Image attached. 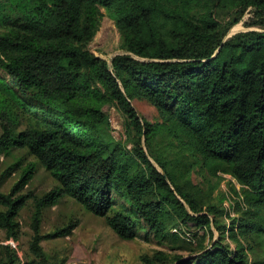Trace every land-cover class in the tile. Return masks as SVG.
<instances>
[{"label": "trees", "instance_id": "obj_1", "mask_svg": "<svg viewBox=\"0 0 264 264\" xmlns=\"http://www.w3.org/2000/svg\"><path fill=\"white\" fill-rule=\"evenodd\" d=\"M249 8L262 30L225 40ZM101 9L126 53L111 68L88 49ZM134 100L151 104L162 122L139 118ZM111 105L134 132L131 151L112 141ZM0 131V156L26 150L58 183L41 196L24 193L37 164L22 159L0 179L19 174L8 193L0 189L7 242L19 241L20 214L33 208L26 264H52L43 242L76 228L42 234L44 211L65 197L126 241L148 229L147 238L180 242V221L204 230L191 237L197 257L158 251L141 256L143 264H250L249 252L264 250V0H0ZM197 168L205 187L191 177ZM227 176L241 187L231 185L244 211L229 227L221 221L229 213L207 203ZM18 261L0 245V264Z\"/></svg>", "mask_w": 264, "mask_h": 264}, {"label": "rangeland", "instance_id": "obj_2", "mask_svg": "<svg viewBox=\"0 0 264 264\" xmlns=\"http://www.w3.org/2000/svg\"><path fill=\"white\" fill-rule=\"evenodd\" d=\"M101 12L104 17L100 21L98 30L88 45V49L95 56L107 61L111 68L113 59L118 55L126 53L121 49L120 33L117 30L114 18L105 9H101ZM259 20L260 16L257 11L249 8L240 23L231 28L227 37L241 32L261 31L260 25H257ZM131 105L137 111L139 118L153 124L162 122L157 110L148 102L134 100L131 101ZM105 111L108 115L109 134L113 143L127 151H131L134 147V132L128 125V119L114 105L107 107ZM22 129L23 127L20 130ZM158 143V145L164 147L167 144V140L163 138L160 144L159 139ZM141 145L147 155L150 156L144 137L141 138ZM150 158L157 166L154 159L151 156ZM17 159H22L24 164L31 162L37 164L35 176L24 193L33 192L41 196L58 187V183L50 173L26 150H14L9 156H0V179L3 173ZM18 177V173L5 177L0 184L1 191L8 193L17 182ZM191 177L195 184L205 185L204 175L198 171V168L192 172ZM231 185L237 191H240V185L227 176L226 180L216 189L211 199L207 200L209 205L218 206L219 209L229 213V216H225L221 220L227 227L233 224L234 221L237 226L239 220L244 217V211L235 203L237 197ZM114 197L118 203H124V200L116 194ZM32 213L33 208L27 207L20 214L19 222L22 226V235L18 242H7L5 233L0 231V245H11L16 250L19 257L18 264H26L27 257H31L28 250L33 235L31 230ZM74 224H77V226L71 235L43 242V248L52 264H143L141 256L145 254L153 255L158 251L169 253L170 255L181 254L184 257L183 259H188L200 255L199 253L196 254L190 251V249H194L197 243H199L197 239H191V237L195 234H199L200 236L204 234L202 228H197L192 223L188 226L180 221L178 229H180L182 236L185 238L180 242H172L168 239L163 240L153 235L147 238L146 233L148 229L140 230L137 239L126 241L119 238L103 218L85 211L80 204L70 197H65L58 205L44 211L41 231L42 234L48 235L56 232L58 229ZM213 231L215 233L213 241H216L220 237L219 231L215 229V226H213ZM169 232H176V229L170 227ZM226 242L230 244L231 249H235L233 242L228 239ZM205 245L210 246L208 239L205 241ZM248 255L249 262L252 264L257 258H264V250L259 251L258 249L256 253L249 252Z\"/></svg>", "mask_w": 264, "mask_h": 264}, {"label": "water", "instance_id": "obj_3", "mask_svg": "<svg viewBox=\"0 0 264 264\" xmlns=\"http://www.w3.org/2000/svg\"><path fill=\"white\" fill-rule=\"evenodd\" d=\"M232 37V36H231ZM231 37H227L225 40H227V39H229V38H231Z\"/></svg>", "mask_w": 264, "mask_h": 264}, {"label": "built area", "instance_id": "obj_4", "mask_svg": "<svg viewBox=\"0 0 264 264\" xmlns=\"http://www.w3.org/2000/svg\"><path fill=\"white\" fill-rule=\"evenodd\" d=\"M12 243V242H11Z\"/></svg>", "mask_w": 264, "mask_h": 264}]
</instances>
